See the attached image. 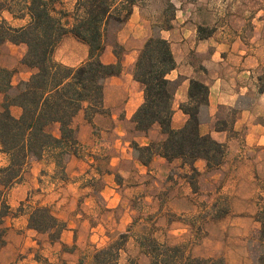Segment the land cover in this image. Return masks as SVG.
<instances>
[{
    "label": "rangeland",
    "instance_id": "obj_1",
    "mask_svg": "<svg viewBox=\"0 0 264 264\" xmlns=\"http://www.w3.org/2000/svg\"><path fill=\"white\" fill-rule=\"evenodd\" d=\"M196 1H200L202 8L213 13V16H203L201 20L203 26L199 27V32L202 37L212 34L216 26L225 23V12L227 15L233 14L234 22L241 28L244 37L252 39L255 37L253 32H257L258 39L264 41V0H141L140 23L148 25L152 35L168 25L174 12L173 7L177 10V7ZM12 7L19 15L23 13V3L12 4ZM57 7L71 13L74 1L63 0ZM13 17V22H8L14 27H18L20 21L26 18L18 15ZM2 20L6 19L0 10V21ZM68 20L73 22L72 17ZM123 28L125 24H111L108 28L107 46L113 47V50L114 43H119V32ZM141 32L142 26L136 35H142ZM124 35L129 36L126 43L119 44L124 47L125 55L137 43L134 42L133 35H129L127 28ZM25 48L27 50L25 46H15L9 42L0 47V66L14 71L12 82L15 86L29 76L30 69L22 65ZM87 51L86 45L72 35H67L60 42L56 57H68L78 62L86 57ZM255 79L259 90L264 85V63L257 67ZM2 100L0 94V103ZM254 102L255 92H252L241 99L236 108L223 109L221 123L226 121L228 130L232 131L239 110L250 107ZM243 139L242 131L239 133V140L243 142ZM250 149L246 154L235 158V161L231 158L227 161L226 148L225 170L200 173L194 179L195 186L184 181L185 174L190 173V169L182 168L179 162L171 164L173 177L161 181L150 175L147 177L151 185L148 194L157 201L150 203L147 200H136L135 222L123 232L117 229L116 222L126 209L107 207L99 193L103 186L100 178L91 176L87 180H73L82 187V191L77 192L81 196L74 200L70 199L74 193L71 188L48 196L47 191L53 189L51 183H46L48 176L52 175L51 179L58 180L59 184H69L68 162L64 170L56 166L52 174L47 169L40 171V166L35 161L41 160L33 159L17 184L33 181L37 183L43 177V190L32 184L33 188L27 198L19 201V198L13 197L12 191L17 184L8 189L0 185V199L11 207L9 216L5 218L7 232L5 244L0 248V264H95L96 254L103 249H110L111 254L108 252L109 254L101 255L102 264H129L131 261L149 264L150 258L141 247V239L146 236L154 237L161 243L184 244L196 258H223L226 264H264V241L261 238V220L264 219V146H252ZM97 162L98 166L93 165V169L107 170L106 157L97 158ZM6 164V156L0 154V167ZM85 187L94 188L92 198L95 202L85 201ZM38 206L51 207L56 216L66 222L67 229L69 225L78 227L72 244H63L61 240L52 242L47 234L28 227L29 214ZM94 227L98 228L97 233L91 232ZM118 248L121 250L112 257Z\"/></svg>",
    "mask_w": 264,
    "mask_h": 264
},
{
    "label": "trees",
    "instance_id": "obj_2",
    "mask_svg": "<svg viewBox=\"0 0 264 264\" xmlns=\"http://www.w3.org/2000/svg\"><path fill=\"white\" fill-rule=\"evenodd\" d=\"M63 0H0V10L12 16L29 17L22 27H14L8 21H0V47L6 43L24 44L27 51L22 65L32 70L27 81L15 86L14 71L0 66V154L7 164L0 167V185L8 189L17 184L33 159L53 161L62 170L72 156L79 155L77 129L73 123L79 112L84 111L90 122L97 114L105 113L104 87L111 76L123 72L125 49L114 43L118 61L105 64L102 55L107 46L108 28L111 24H126L141 0H73L71 13L58 9ZM24 4L18 14L12 4ZM171 20L175 18L173 7ZM72 17L73 22L68 20ZM153 33L144 43L134 66V79L143 85L145 102L133 117L136 129L148 134L158 124L165 138L152 141L148 146L133 142V154L143 165L149 166L157 155L172 163L181 161L188 167L185 178L191 186L200 175L195 164L204 160L208 171L219 169L225 160L226 145L210 135H202L200 126L210 121L208 111L209 87L199 81H190L188 101L180 109L188 116L182 128L172 127L174 100L180 81H172L168 75L176 69V61L162 30L172 28L171 22ZM72 35L88 47V58L78 66H68L55 59L62 39ZM264 91V85L259 88ZM21 110L19 116L12 109ZM240 111V110H239ZM215 124L217 130H228L227 122ZM191 174V176L189 175ZM11 207L0 199V248L5 244L7 227L5 218ZM28 227L47 234L52 242L60 241L67 229L49 206L31 210ZM261 238L264 241V219L261 220ZM141 247L150 258L149 264H226L223 258H196L184 244L161 243L151 236L143 237ZM118 248L114 254L119 253ZM103 249L95 256V264L101 263ZM109 252V253H108ZM111 254V253H110ZM129 264H138L131 261Z\"/></svg>",
    "mask_w": 264,
    "mask_h": 264
},
{
    "label": "crops",
    "instance_id": "obj_3",
    "mask_svg": "<svg viewBox=\"0 0 264 264\" xmlns=\"http://www.w3.org/2000/svg\"><path fill=\"white\" fill-rule=\"evenodd\" d=\"M201 6L200 1H196L184 4L181 8L177 7L172 28L161 31L162 37L171 45L177 64L176 69L168 75V78L172 81H180L173 104L172 127L182 128L188 120V116L180 109V104L188 101L190 81L195 79L205 83L209 87L210 121L201 124L200 132L226 145L227 161L230 158L235 161V158L251 150L250 147L264 146V91L259 93L255 79L257 67L264 63V41L258 39L257 32H253L255 37L252 39L244 37L243 31L234 22L233 14L227 15L225 12L223 13L224 17L227 16L225 23L222 26H216L212 34L202 37L199 32V27L203 26L201 20L203 16H213V13ZM141 15V6H136L131 18L125 24L127 32L133 35L132 38L137 45L123 56V72L105 81V113L97 114L90 122L86 119L85 112L81 111L74 120L81 147L79 148L80 156H72L67 164L69 184L65 182L59 184L58 180L51 179V175L48 176L46 183H51L53 189L44 190L49 196L71 188L74 193L70 199L74 200L81 196L77 195V192H81L82 187L73 180L81 178L87 180L91 179V176L100 178L103 186L99 193L107 207L126 209L123 216L116 222L117 229L121 232L126 231L128 226L135 222L134 203L136 200L143 202L147 200L150 203L157 201L154 196L148 194L151 185L147 177L153 175L161 181L173 177L172 163L165 158L157 155L149 166H145L133 154V142L140 146H148L152 141L165 138L158 124L154 125L148 134H145L136 129L133 121V117L145 102L144 87L134 79L133 70L140 50L151 36L148 25H142L144 22L140 23ZM3 16L9 22L15 19L8 11H3ZM28 22L29 17L27 16L20 21L18 27L25 26ZM141 26L142 35H136ZM125 28L119 32L118 41L122 45L129 37L124 35ZM15 46L27 47L24 44ZM23 50L26 53V48ZM87 58L88 51L86 57L78 62L68 57L64 59L62 56L56 57L55 53V59L58 62L72 67L80 65ZM102 61L105 64L117 63L118 59L113 47L106 46ZM29 71V76L22 81L30 78L33 71ZM252 92H255V102L250 107L240 110L233 123L232 131L217 130L215 124L222 120V110L236 108L241 99ZM12 111L15 116L21 113L18 107H14ZM242 131L244 132L243 142L239 140V133ZM104 157L108 161L107 170L93 169V165L98 166L97 158ZM226 159L221 168L215 171L225 170ZM174 162H179L181 166L180 160ZM35 163L39 164L40 171L47 169L46 171L50 170L53 174L56 170V164L53 161L42 159ZM195 166L200 173L207 171V164L204 160H198ZM184 181L187 183L186 179ZM32 184L33 187L43 190L41 185L44 186L45 181L43 177H40L37 183L33 181L17 184L12 190L13 197L19 198V201L27 198L29 191L33 188ZM84 190L87 192L83 193L87 195L85 201L95 202L92 198V193H95L94 188L85 187ZM77 228L76 225H69L61 237V242L67 245L72 244ZM91 232L97 233L98 228L94 227Z\"/></svg>",
    "mask_w": 264,
    "mask_h": 264
}]
</instances>
